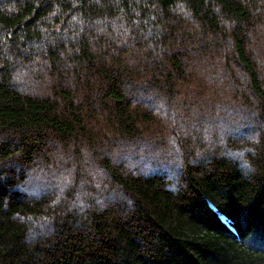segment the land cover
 Listing matches in <instances>:
<instances>
[{
  "label": "trees",
  "instance_id": "trees-1",
  "mask_svg": "<svg viewBox=\"0 0 264 264\" xmlns=\"http://www.w3.org/2000/svg\"><path fill=\"white\" fill-rule=\"evenodd\" d=\"M263 23L264 0H0V264H264ZM46 139L76 169L32 191Z\"/></svg>",
  "mask_w": 264,
  "mask_h": 264
},
{
  "label": "rangeland",
  "instance_id": "rangeland-1",
  "mask_svg": "<svg viewBox=\"0 0 264 264\" xmlns=\"http://www.w3.org/2000/svg\"><path fill=\"white\" fill-rule=\"evenodd\" d=\"M254 37H257V48H258L257 55L260 56V58L262 60H264V54H263L262 50L260 49V43L264 42V35H262V33H259V34L254 35ZM31 65L34 68H36V69H38L40 67L43 68L42 64L37 65L36 63H32ZM259 66L261 67L260 70L263 71V75H264V66L260 62H259ZM68 80H71V82L73 81V79H68ZM69 84L70 83L68 82L67 85H69ZM25 85L28 86V84H25ZM133 97H135V96H133ZM200 99H201V97H199L197 95L195 96V101L200 100ZM159 103L160 102H157V104H159ZM201 106H203V105H201ZM193 107H194V110L190 111V112L195 111L194 112L195 114L192 116V119H195V118H199L200 119L201 117L206 118L205 127H207L206 128L207 134L208 135H215L214 139H217L218 143L221 141V139H223V135H224V134H220V133L226 132L227 131V127L230 128V129L236 128L235 132L237 134L246 133V135L248 137L251 136L250 132L252 131V124H250L249 121H247L245 115H244V117H242L241 114H238V112L240 111L239 109L234 114V116H235L234 121L231 120V117H230L229 113L228 112L226 113V109L225 108L221 109V114H222L221 120H222V122L219 125H214L213 123H211L212 122L211 119L218 120L216 117L219 116V114H217V115L211 114V112L208 111V109H203L201 107H197V105H195ZM175 114H176V117L181 118V119L185 118V116L187 115L185 113V111H183L181 109H178V111ZM227 117H228V119H227ZM100 118H102V117L101 116L98 117V119H100ZM196 123H198V121H196ZM96 126L100 127V125H96ZM245 126H246V129H244ZM176 128L179 130V127H176ZM218 128H220V130H221L220 132H217ZM189 129L192 130V131L196 130L195 127H190ZM181 130H182L181 134H184L185 137L187 138V135L184 132V130L183 129H181ZM164 135H165V132H161L160 134H157V135H154V136L151 135V137L155 138V137H161V136H164ZM143 136L150 137V136H148L147 133L143 134ZM163 138H165V139H167L169 141V147H167V149L165 151H161L158 154V153H156L158 151V149H156V148L152 149L151 151L145 149V151L147 150L149 152H155V156H154V159H153L154 162H157L158 160H160L157 157L168 156V155H170L172 153H174V154L178 153V148L174 145V143L166 136L163 137ZM203 139H205V141H207V142L214 140V139L208 138L207 136H204ZM46 141H47V145H49L52 149L51 150H45L39 155V157H37L35 155L36 157L33 158L36 161L33 165H35V167L37 169L36 168H32V171H31L30 176H29V179H32L31 180L32 185H31V188H30V190H32V191H33L34 188H39L40 186L38 184L40 182H42L40 180V178H36L37 177L36 171L39 172L41 169H43V170L47 169L46 171L48 172V171H51V168H53L55 173H56V175H57V178H58V180H56V182H55V185L59 186V187H63L65 185L69 184L70 182L72 183L71 178H72V175H73V173L75 172V169H76V165H75L74 161H72V157L68 153V151H66L59 144H55V143H57L56 140H49L48 141L46 139ZM147 151H146L147 155H150V153L147 152ZM231 155L236 157V158H238V159H240V160H242V159H244V150L243 151L234 152ZM82 156L85 159H89L90 160V155L85 150H84ZM113 157H115V155ZM172 158H174V157H172ZM61 161L63 163H66L67 161H71L72 164H71V166L68 169H62L61 173H57L56 172L57 162L61 163ZM151 162L147 163V162L141 161V164L150 165ZM175 164H176V162L173 161V165H175ZM242 164L244 165V162ZM148 165H144V166L147 167ZM83 167H85V166H83ZM41 173H45V171H41ZM32 174L35 175V177L32 176ZM83 174L86 175L87 177L91 176L94 179L99 178L101 176V172L98 169L94 168V166L92 167V170H89V171L83 170ZM47 178L49 179V181L51 180V178H49V176Z\"/></svg>",
  "mask_w": 264,
  "mask_h": 264
}]
</instances>
